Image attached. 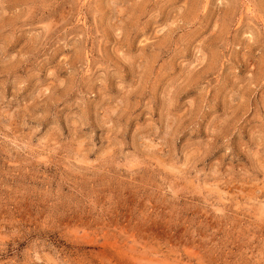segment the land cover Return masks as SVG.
Wrapping results in <instances>:
<instances>
[{
    "label": "clouds",
    "instance_id": "1",
    "mask_svg": "<svg viewBox=\"0 0 264 264\" xmlns=\"http://www.w3.org/2000/svg\"><path fill=\"white\" fill-rule=\"evenodd\" d=\"M161 2L23 0L28 14L6 19L16 0H0V157L10 163L0 165V264H264V215L236 237L243 247L234 253L232 240L193 227L181 210L192 180L177 163L176 137L193 113L170 102L172 80L153 86L179 64L205 96L213 91L215 131L203 146L218 136L239 142L252 161L240 173L241 208L264 207V95L257 110L247 107L251 89L264 86V0H164L166 68L154 65L165 47ZM62 100L78 113L74 123H61ZM165 158L177 174L144 181ZM222 207L218 218L233 214Z\"/></svg>",
    "mask_w": 264,
    "mask_h": 264
},
{
    "label": "rangeland",
    "instance_id": "2",
    "mask_svg": "<svg viewBox=\"0 0 264 264\" xmlns=\"http://www.w3.org/2000/svg\"><path fill=\"white\" fill-rule=\"evenodd\" d=\"M22 3L23 0H16L15 7H12L10 10L5 9L4 11L9 12V16L6 17V19L27 15V10L20 8V4ZM106 6L107 5H105V7ZM97 8L103 11L99 8V4ZM168 9L169 5L162 0L159 9V16L161 19L158 21L162 29L159 40L165 47L160 48L159 55L154 58V65L156 67L164 65L166 68V52L170 55L165 39L167 28H165L163 22V19L169 14ZM90 20L91 17L86 15L84 18L85 23H89ZM153 34L155 33L153 32ZM115 43L116 37L110 34L108 40L109 53L119 57L118 50L113 52ZM136 43L138 44L139 42L137 41ZM92 46L91 41H89L85 47V51L82 53L89 69L93 67L91 56L95 55V53H88L87 48H91ZM68 51L75 50L66 49L64 50L65 54ZM77 54L80 55V53ZM194 55L195 53L192 54V57H194ZM57 59H59V57H57ZM109 67H112V65L110 64ZM113 71H115V69H113ZM171 72L174 73V75H170L168 71H165L162 76L153 82V86L159 87L160 80H163L165 83L172 80L173 83L170 86V102L180 112H183L184 108H189L193 113L189 120L184 121V130L180 131L179 135L176 137V145L180 149L176 153L179 157L177 163L180 167L188 169V176L192 180V194L180 200L179 205L181 206V210L187 213L188 221H195L193 227H196L198 224L210 226V229L216 230L217 237L223 239L227 236L229 240L233 241L234 246L230 245L232 252H239L243 244L240 240H237L236 237L247 228L251 219L264 215V207L259 204L244 207L243 209L241 208L242 205L246 204L245 197L248 186L244 183L240 173L244 169L250 170L252 161L249 160L247 152L241 150L239 142L233 146V141L225 136H218L215 143L210 144L208 147L203 146L215 131V126L209 125L213 117L209 116L208 113L213 109L209 107L207 100V97L212 96L213 91L208 90L207 96H205L201 92L197 82L193 80L187 71H182V66L179 64L173 65ZM240 75L245 76L247 73L241 70ZM105 83L108 85L111 81H106ZM96 87H98V85H94L93 89L95 90ZM114 92L115 90L113 89L112 94H114ZM251 92L254 94L247 100V107L250 111H255L260 107V99L261 96L264 95V86L254 87L251 89ZM73 98V96H70L67 100L71 101ZM65 105L66 101L62 100L56 106L61 113L60 121L63 123V121L67 119L68 122L74 123V114L78 115V113H76L74 108ZM201 105H203L202 108L200 107ZM87 111L88 105L85 103V114H87ZM137 111H139V109H137ZM217 111H219V109H217ZM146 118L147 112L145 111L140 115V122L146 123ZM152 118L153 121L158 118V110L153 111ZM49 119L50 117H46L41 121V132L46 131V128L50 127V125L47 124ZM130 123L134 126V121ZM157 127H159V125H157ZM205 128H207L208 131H205ZM233 139H236L235 135ZM156 163L157 166L155 169L146 170L145 174L142 176L144 181L161 183V176L167 180L175 176L179 171L176 164H174L171 159H161ZM0 165L7 168L10 166V163L7 162L5 158L0 157ZM241 165H243V168H241ZM136 166V160H129L127 162V167L130 169H135ZM234 172L237 174L232 175ZM230 176L231 180H229ZM237 193H239V195H237ZM262 199H264V196L257 197V200ZM222 206L228 207L229 213L233 214L218 218V214L223 211Z\"/></svg>",
    "mask_w": 264,
    "mask_h": 264
}]
</instances>
